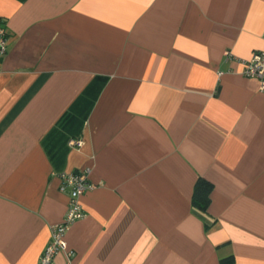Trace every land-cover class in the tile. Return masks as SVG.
Returning <instances> with one entry per match:
<instances>
[{
    "label": "crops",
    "instance_id": "crops-1",
    "mask_svg": "<svg viewBox=\"0 0 264 264\" xmlns=\"http://www.w3.org/2000/svg\"><path fill=\"white\" fill-rule=\"evenodd\" d=\"M0 20V264H38L81 169L54 264H264V88L241 74L264 0H0Z\"/></svg>",
    "mask_w": 264,
    "mask_h": 264
},
{
    "label": "built area",
    "instance_id": "built-area-1",
    "mask_svg": "<svg viewBox=\"0 0 264 264\" xmlns=\"http://www.w3.org/2000/svg\"><path fill=\"white\" fill-rule=\"evenodd\" d=\"M7 34L0 20V59L6 52ZM227 58L232 57L229 50L223 52ZM222 72H219V75ZM241 74L246 77L257 78L261 82V87L264 88V51H256L248 60L243 61ZM69 145L80 146V140L71 139ZM62 181V189L69 188L66 212L63 219L54 224L51 228V237L45 246L38 264H54L55 255L62 250H66L67 243L65 234L70 225L83 217L84 212L81 208L80 197L88 189L92 187L88 179V169L76 170L73 172L62 173L60 175ZM70 258L72 253L67 251Z\"/></svg>",
    "mask_w": 264,
    "mask_h": 264
},
{
    "label": "trees",
    "instance_id": "trees-1",
    "mask_svg": "<svg viewBox=\"0 0 264 264\" xmlns=\"http://www.w3.org/2000/svg\"><path fill=\"white\" fill-rule=\"evenodd\" d=\"M72 139V138H71ZM213 189L211 182L204 178H198L193 190L192 205L202 213L207 212L210 202V193Z\"/></svg>",
    "mask_w": 264,
    "mask_h": 264
}]
</instances>
